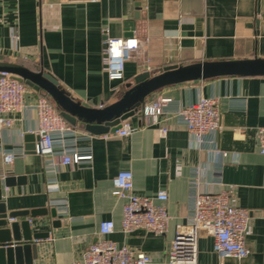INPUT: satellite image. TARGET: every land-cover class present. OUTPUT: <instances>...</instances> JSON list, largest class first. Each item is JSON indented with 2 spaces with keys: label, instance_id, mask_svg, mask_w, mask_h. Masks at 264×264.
I'll use <instances>...</instances> for the list:
<instances>
[{
  "label": "crops",
  "instance_id": "1",
  "mask_svg": "<svg viewBox=\"0 0 264 264\" xmlns=\"http://www.w3.org/2000/svg\"><path fill=\"white\" fill-rule=\"evenodd\" d=\"M133 35L140 50L125 63L123 79L112 81L103 70L104 42ZM0 55L50 74L76 101L105 108L145 72L155 76L173 65L264 59V0H0ZM40 95L29 88L27 110L4 116L13 123L0 128V176L15 179L13 187L4 188L1 203L7 213L49 212L27 218L33 233H49L34 241V264L79 261L97 242L102 221L116 225L110 240L151 255L153 264H166L177 228L188 223L194 196L225 190L236 206L251 213L246 234L250 253L243 264H264V154L256 136L264 128V76L220 77L163 88L129 120L136 130L128 138L93 136L76 127L74 152L92 160L57 169L36 154L35 138L25 139L36 136L32 106ZM201 98L216 99L221 114V131L202 145L178 116ZM157 99L171 101L164 122L146 127L142 112ZM7 153L15 155L10 165L4 162ZM122 171L133 173L139 196L167 193L166 235L121 232L125 200L114 194L113 181ZM5 217L0 214V219ZM199 254L201 263L219 264L206 232L201 233Z\"/></svg>",
  "mask_w": 264,
  "mask_h": 264
},
{
  "label": "built area",
  "instance_id": "2",
  "mask_svg": "<svg viewBox=\"0 0 264 264\" xmlns=\"http://www.w3.org/2000/svg\"><path fill=\"white\" fill-rule=\"evenodd\" d=\"M49 0H41L47 2ZM99 0H65L67 4L98 2ZM12 39L19 37L15 32ZM140 50V41L133 35L129 38L107 37L103 48V70L112 81L123 79L125 63ZM29 87L10 74L0 73V128H10L13 121L4 116L27 110L25 95ZM169 99H157L143 110L146 127L164 122ZM37 115L36 154L46 159L52 168L74 167L91 162L92 156H82L74 152L79 132L60 114L49 96L41 94L32 106ZM178 116L186 123L189 133L202 145L206 137L221 131V114L216 99L201 98L197 103L182 109ZM136 129L124 121L119 130L109 135L128 138ZM162 134L167 129L162 127ZM108 136V135H107ZM261 153L264 154V128L256 133ZM15 155L7 153L4 162L10 165ZM114 194L125 200L121 232L132 235L146 231L155 236L166 235L170 215L165 206L166 192L156 196H139L134 193V176L130 171H122L113 181ZM251 223V213L233 203L229 190L213 194H196L193 198L188 223L179 226L172 242L166 264H203L199 259V245L202 232L213 239V252L219 264L235 261L243 264L249 256L246 234ZM116 232L113 221L99 224L97 242L89 246L79 261L70 264H153L151 255L128 246H119L109 239Z\"/></svg>",
  "mask_w": 264,
  "mask_h": 264
},
{
  "label": "water",
  "instance_id": "3",
  "mask_svg": "<svg viewBox=\"0 0 264 264\" xmlns=\"http://www.w3.org/2000/svg\"><path fill=\"white\" fill-rule=\"evenodd\" d=\"M0 73L13 76L34 91L47 95L55 103L61 116L74 128L81 127L93 136L116 132L124 121L133 118L147 99L163 88L194 81H205L220 77L264 76V59L244 61L201 62L187 66H168L158 75L142 73L126 86L127 91L118 101L105 108H92L89 104L76 101L50 74L32 70L24 65L6 61L0 55ZM39 140L38 136L27 135L26 141ZM36 147H33L35 149ZM15 179L0 176V264H34L38 258L36 240L49 237V233H33L27 218L48 215V210L14 211L7 213L2 202L4 188H11ZM51 215L59 225L55 210ZM26 218L24 221H16Z\"/></svg>",
  "mask_w": 264,
  "mask_h": 264
}]
</instances>
